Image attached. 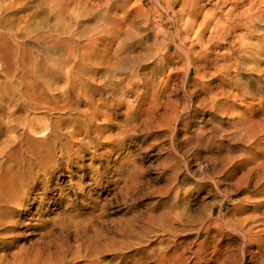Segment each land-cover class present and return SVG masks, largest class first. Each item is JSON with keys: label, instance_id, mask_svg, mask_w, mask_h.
<instances>
[{"label": "rangeland", "instance_id": "374dc122", "mask_svg": "<svg viewBox=\"0 0 264 264\" xmlns=\"http://www.w3.org/2000/svg\"><path fill=\"white\" fill-rule=\"evenodd\" d=\"M56 1L0 0L19 74L83 69L47 92L62 111H33L0 56V264H264V24L237 31L251 28L246 51L205 52L185 41L182 0Z\"/></svg>", "mask_w": 264, "mask_h": 264}, {"label": "bare ground", "instance_id": "6f19581e", "mask_svg": "<svg viewBox=\"0 0 264 264\" xmlns=\"http://www.w3.org/2000/svg\"><path fill=\"white\" fill-rule=\"evenodd\" d=\"M63 0H61L60 1V4H62L63 2H62ZM65 1V0H64ZM88 1V0H87ZM94 1H96V0H94ZM99 0H97V2H98ZM101 1V0H100ZM174 1V2H173ZM178 1L179 0H172V2L173 3H178ZM207 1H214V5H213V7L214 8H212L211 7V9H206V5L205 4H203V2H204V0H182V10H181V14H180V18L181 19H186V29H187V31H186V38H185V41L187 40H189L188 38H189V34H188V32H193L194 33V38L195 39H193V40H195L196 41V45L197 46H199V47H201L202 49H203V51H205L206 52V50L207 49H209L210 47L208 46V45H212V43H214L215 41H218V42H223L225 39H227V38H233V42H232V49L234 48L235 49V47H236V50L238 51V52H243V50L244 51H246L247 50V47H248V45L249 44H252V41H250V39H248V35H247V33L248 32H250L249 31V29H251V28H247V29H245V30H248V32L246 33V32H243L242 31V33L241 34H237V31H239V30H242V29H244V28H246L247 27V25H254V24H256V23H258V24H264V0H207ZM56 2H59V1H56L55 0V2H53L54 3V7L55 6H57L58 4L56 3ZM69 2H70V0H68V3L67 4H69ZM73 2H75L74 0H73ZM78 2V1H77ZM57 5H56V4ZM84 3V2H83ZM90 3H92V2H90ZM208 3V2H207ZM67 4H65V5H67ZM72 4V3H71ZM75 4V3H74ZM80 4V3H79ZM85 4V3H84ZM210 4H211V2H210ZM62 5H64V4H62ZM230 6V7H228V9H227V7L226 6ZM61 6V5H60ZM72 6V5H71ZM75 7V6H74ZM77 7V6H76ZM225 7V8H224ZM57 8H60V7H57ZM56 9V8H55ZM69 9V8H68ZM68 9H66L67 11H68ZM225 9H227L226 10V15L223 13L224 12V10ZM72 10V9H71ZM70 10V11H71ZM90 10V9H89ZM220 10H223V14H224V16H225V20H223V19H220V17L218 18V11H220ZM55 11V10H54ZM59 11H61L60 9L59 10H56V12H58V14L60 13ZM73 11V10H72ZM71 11V12H72ZM74 11H75V9H74ZM87 11V10H86ZM92 11V10H91ZM91 11H89L91 14H92V12L94 13V10L91 12ZM65 12V11H64ZM53 13V12H52ZM55 13V12H54ZM68 13V12H67ZM76 13V12H75ZM84 13V12H83ZM82 13V14H83ZM86 13V12H85ZM71 14V13H70ZM69 13H68V15H70ZM60 16H62V13H60L59 14ZM58 15V16H59ZM64 15V14H63ZM86 14H84V16H85ZM89 15V14H88ZM57 16V15H56ZM55 16V17H56ZM65 16V15H64ZM67 16V15H66ZM66 16L64 17V18H66ZM73 16V15H72ZM97 16V15H96ZM203 16V19H202V21H201V24L200 25H198V23H197V20L200 18V17H202ZM220 16V15H219ZM71 17V16H70ZM98 18V17H97ZM56 19V18H55ZM59 19H61V18H59ZM62 20V19H61ZM61 20H59V21H61ZM68 20V19H67ZM70 20V19H69ZM74 20V19H73ZM223 20V21H222ZM59 21H57L58 22V25H59ZM55 22H56V20H55ZM66 22V21H65ZM68 23H69V21H68ZM62 24H65V23H62ZM70 24H72V22L70 23ZM56 25H57V23H56ZM57 25V26H58ZM67 25H69V24H67ZM64 25H61V27H63ZM71 26V25H70ZM60 27V28H61ZM73 27V26H72ZM196 28H198V30H196ZM61 29H64V28H61ZM70 29V28H69ZM264 29H262V31H263ZM58 31V30H57ZM59 32V31H58ZM252 32V31H251ZM250 32V33H251ZM58 34V33H57ZM60 34V33H59ZM131 35V34H130ZM251 35V34H250ZM249 35V36H250ZM52 36V35H51ZM254 36V35H253ZM43 37V36H42ZM50 37V36H49ZM132 37V36H131ZM185 37V36H184ZM50 38H53V37H50ZM128 38H130V37H128V34H127V39ZM133 38V37H132ZM262 39L264 38V37H261ZM134 39V38H133ZM252 39H254V38H252ZM259 39V38H258ZM257 39V40H258ZM52 40V39H51ZM53 40H54V42H53V44L55 43V44H58V46H59V48L60 49H63V48H61V46L62 45H59V44H63V43H65L66 41H63L62 40V42H59V37H57V39L56 38H53ZM132 40V39H131ZM130 40V41H131ZM190 40H191V38H190ZM191 41L192 43H194L195 41ZM256 40V39H255ZM256 40V41H257ZM61 41V40H60ZM68 41V40H67ZM228 41V40H227ZM255 41V42H256ZM59 42V43H58ZM69 43H71L70 41H68ZM127 42H129V41H127ZM260 42V41H259ZM263 42V41H262ZM52 43V42H51ZM68 43V44H69ZM217 42H215V44H216ZM258 43V42H257ZM195 44V43H194ZM217 44H220V43H217ZM254 44V43H253ZM64 45V44H63ZM67 45V44H66ZM188 45V44H187ZM57 48H58V46L57 45H55ZM181 46H183V45H181ZM180 46V47H181ZM219 46V45H218ZM13 47H14V44L12 43V41L10 40V42L9 41H7L6 40V38H2V39H0V56L2 57V58H4V60L6 61V64L9 66L7 69H6V72H5V77H9V78H16V83H17V87L15 86L14 87V89H15V91H11L10 93L8 92L7 94L8 95H13V96H17L18 98H19V100H22L23 101V104H24V107H27V109H29V110H33V111H37V110H41V109H47L48 111H55V112H58V111H62L63 109H64V105H59V107H52V105L49 103V101L47 100V92L48 91H53V86H54V84H56L57 82V80L59 79V76H61V75H63V74H67L65 77H67V80L69 81V79H70V77L72 76L74 79H77L78 77H80V76H82L83 75V69L82 68H77L76 70H75V68L74 69H71V70H67V71H65V68H62V67H58V68H52V69H40L39 71H36V70H33L30 66L28 67V66H26V64H24L25 62H24V60H23V62H22V64H23V68H22V71L20 72V74H19V72H17V70L15 69V66H16V64H15V62H16V58L15 57H13V52H14V49H13ZM51 47V46H50ZM53 47V46H52ZM69 47V46H68ZM220 47V46H219ZM53 48H55V47H53ZM56 48V49H57ZM67 48V47H66ZM72 48V47H71ZM179 48V47H178ZM228 48V47H227ZM24 49V48H23ZM65 49V48H64ZM181 49H182V47H181ZM186 49V48H185ZM184 49V50H185ZM218 49V48H217ZM233 49V50H234ZM11 50H13V51H11ZM219 50V49H218ZM255 50V49H254ZM74 51V50H73ZM217 51V50H216ZM236 51V52H237ZM61 52V51H60ZM65 52V51H64ZM183 52V51H182ZM200 52V51H199ZM207 52H209V51H207ZM212 52V51H211ZM218 52V51H217ZM231 52V51H230ZM229 52V54L228 55H232V53L234 54V52H231L230 53ZM55 53V52H54ZM58 53V52H57ZM201 53V52H200ZM56 54V53H55ZM60 54H62V53H60ZM186 54V53H185ZM208 54V53H207ZM219 54V53H218ZM225 54V53H224ZM236 54V53H235ZM253 54V53H252ZM182 55V54H181ZM227 55V54H226ZM251 55V54H250ZM199 57H200V55H198ZM203 57H204V55H202ZM213 56V55H212ZM183 57V56H182ZM232 57H233V55H232ZM262 58H263V56H261ZM184 58V57H183ZM201 58V57H200ZM216 58H217V56H216ZM250 58H252V57H250ZM254 58V57H253ZM24 59V58H23ZM236 59H238V58H236ZM259 59H260V57H259ZM203 60H208L206 57L203 59ZM214 60V59H213ZM219 60H221V58L219 59ZM258 60V59H257ZM66 61V60H65ZM238 61V60H237ZM237 61H236V63H237ZM264 61V60H263ZM262 61V62H263ZM208 62V61H207ZM211 62V61H210ZM219 62V61H218ZM222 62V61H221ZM226 62V61H225ZM234 62V61H233ZM212 63V62H211ZM210 63V64H211ZM216 63V62H215ZM224 63V62H223ZM219 64H220V62H219ZM225 64V63H224ZM228 64V63H227ZM253 64V63H252ZM257 63H255V65H256ZM237 65V64H236ZM225 66V65H224ZM223 66V67H224ZM228 66H229V64H228ZM231 66V65H230ZM260 66V65H259ZM52 67V66H51ZM210 67V66H209ZM236 67V66H235ZM227 68V67H226ZM257 68V67H256ZM261 68V67H260ZM263 68V67H262ZM225 69V68H224ZM228 69H230V68H227V70ZM233 69H235V68H233ZM226 70V71H227ZM232 70V69H231ZM230 70V71H231ZM245 70V69H244ZM255 70V69H254ZM221 71V70H220ZM224 71V70H223ZM233 71V70H232ZM218 72V71H217ZM237 72V71H236ZM259 72H260V70H259ZM220 72H218V74H219ZM225 73V72H224ZM232 73V72H231ZM261 73V72H260ZM189 74V73H188ZM255 74H258L257 73V71H256V73ZM215 75H216V73H215ZM224 75V74H223ZM40 76H42V77H47V78H49L50 79V81H47L46 80V78H45V80L44 81H38V78L40 77ZM231 77L232 76H234V75H230ZM236 76V75H235ZM220 77V76H219ZM236 77H238V76H236ZM233 78V77H232ZM81 79V78H80ZM40 80V79H39ZM219 80H220V78H219ZM223 80H225L224 78H223ZM227 80V79H226ZM229 80V79H228ZM234 80V79H233ZM243 80V79H242ZM235 81V80H234ZM228 82V81H227ZM232 82V81H231ZM233 83V82H232ZM231 83V84H232ZM235 83V82H234ZM71 84H73V83H71ZM219 84V83H218ZM222 84V83H221ZM223 85H226V84H223ZM230 86V85H229ZM233 86H234V84H233ZM236 86V85H235ZM221 87V86H220ZM220 87H219V89H220ZM226 87H228V86H226ZM7 88H12V86H8ZM222 88V87H221ZM225 88V87H224ZM228 88H230V87H228ZM233 88V87H232ZM214 89V88H213ZM217 89V88H216ZM219 89H217V90H219ZM227 89V88H226ZM9 90V89H8ZM7 90V91H8ZM229 90V89H228ZM56 91V90H55ZM57 91H58V89H57ZM214 91V90H213ZM221 91V90H220ZM240 91V90H239ZM245 92V91H244ZM216 93V92H215ZM219 93H222V91L221 92H219ZM237 93V92H236ZM210 94H211V90H210ZM214 94V93H213ZM216 94H218V93H216ZM225 94H227V92L225 93ZM235 94V93H234ZM62 96H63V94H61ZM212 95V94H211ZM224 95V94H223ZM222 95V96H223ZM240 95H242V94H240ZM226 96V95H225ZM234 96V95H233ZM239 96V95H238ZM249 96V95H248ZM214 97H215V95H214ZM213 97V98H214ZM231 97V96H230ZM264 97V96H263ZM262 97V98H263ZM218 98H219V96H218ZM221 98V97H220ZM219 98V99H220ZM224 98V97H223ZM227 97H225V99H226ZM234 98V97H233ZM239 98V97H238ZM247 98V97H246ZM245 98V99H246ZM252 98V97H251ZM258 98V97H257ZM224 99V100H225ZM210 100V99H209ZM216 100V99H215ZM222 101H223V99H222ZM232 101V100H231ZM230 101V102H231ZM234 101V100H233ZM236 101V100H235ZM238 101V100H237ZM236 101V102H237ZM240 101V100H239ZM247 101V100H246ZM254 101H255V99H254ZM259 101V100H258ZM261 101H262V99H261ZM216 102V101H215ZM235 102V103H236ZM243 102V101H242ZM222 103V102H221ZM220 103V104H221ZM241 103V101L239 102V104ZM250 103H253V102H250ZM261 103V102H260ZM228 104V103H227ZM238 104V103H237ZM247 104V103H246ZM211 105V104H210ZM224 105V104H223ZM233 105L234 104H232V107H233ZM242 105V104H241ZM241 105H238V106H241ZM225 106V105H224ZM255 106V105H254ZM253 106V107H254ZM216 107H218V106H216ZM242 107H243V105H242ZM249 107H250V105H249ZM262 106L260 105V108H261ZM224 108V107H223ZM258 108V107H257ZM217 109V108H216ZM222 110V109H221ZM220 110V111H221ZM219 111V110H218ZM252 111H254V109L252 110ZM256 111V110H255ZM254 111V112H255ZM212 112V111H211ZM75 114V113H74ZM240 116H242V114L240 115ZM251 118H253V117H250V119ZM242 119H243V117H242ZM249 119V118H248ZM244 120V119H243ZM247 120V119H246ZM253 120V119H252ZM237 122V121H236ZM259 122V121H258ZM1 123H3V125H0L1 127H3L4 126V122H3V120L1 119ZM246 123V122H245ZM260 124L259 125H261V122H259ZM240 124V123H239ZM254 124V123H253ZM252 124V125H253ZM11 126H10V128L11 129H13V131L14 130H16L18 127H19V124H10ZM234 125V124H233ZM255 125H257V127L259 126L257 123L256 124H254V126ZM235 126V125H234ZM251 126V125H250ZM0 127V130H2L3 128H1ZM8 127V126H7ZM252 127V126H251ZM50 128V126L48 125V124H46V123H44L43 125H41V127H39V128H32V127H30L29 128V133H36V131L39 129L40 130V132H46L48 129ZM138 128V127H137ZM235 128V127H234ZM60 129V128H59ZM59 129H55L56 131H58ZM230 129V128H229ZM228 129V130H229ZM231 129H232V126H231ZM245 129H247V128H245ZM249 129V128H248ZM254 129V128H253ZM257 129V128H256ZM239 131H241V129H238ZM255 130V129H254ZM55 131V132H56ZM230 131V130H229ZM235 131V130H234ZM255 131H257V130H255ZM233 132V131H232ZM242 132V131H241ZM237 133V132H236ZM240 132H238V134H239ZM252 133V132H251ZM255 133V132H254ZM244 134V133H243ZM250 133H248V135H249ZM232 136H233V133H232ZM231 136V137H232ZM246 132H245V138H246ZM249 136H251V135H249ZM56 137V136H55ZM230 137V138H231ZM248 137V136H247ZM251 138V137H250ZM248 139V138H247ZM247 141V140H246ZM250 141V140H249ZM248 144V143H247ZM250 146H252V145H250ZM254 146V145H253ZM250 148V147H249ZM248 148V149H249ZM248 151V150H247ZM249 152H252V151H250L249 150ZM257 152V151H256ZM260 152V151H259ZM262 152V151H261ZM255 153V152H254ZM245 154H247V153H245ZM253 154V153H252ZM256 154V153H255ZM258 154H260V153H258ZM248 155V154H247ZM250 155V154H249ZM257 156V155H256ZM247 157H249V156H247ZM246 157V158H247ZM250 157H252V156H250ZM255 157V156H254ZM242 158H244V156L242 157ZM245 158V159H246ZM253 158V157H252ZM247 159H249V158H247ZM240 161V160H239ZM242 161V160H241ZM246 161V160H245ZM245 161L243 162L244 163V165H245ZM249 162V161H248ZM247 162V163H248ZM251 162V161H250ZM242 164V163H241ZM249 164V163H248ZM253 164L256 166V167H258V169H260V170H262V172L264 173V156H262V153H261V156H258V157H255L254 158V162H253ZM239 165V164H238ZM243 165V166H244ZM247 165V164H246ZM250 165V164H249ZM253 165V166H254ZM252 166V167H253ZM242 167V166H241ZM249 167V166H248ZM248 167H246V169L248 168ZM251 167V166H250ZM251 167V168H252ZM255 167V168H256ZM249 169V168H248ZM235 170V169H234ZM256 170V169H255ZM254 171V170H253ZM259 171V170H258ZM257 172V171H256ZM254 173H255V171H254ZM260 173V172H259ZM215 185V184H214ZM260 185H262V184H260ZM259 188V187H258ZM257 191V190H256ZM263 193V192H262ZM257 194H259V193H257ZM264 194V193H263ZM262 195V194H261ZM252 199V198H251ZM251 199L249 200L250 202H251ZM261 199V198H260ZM263 199H264V197H263ZM258 200V199H257ZM245 202V201H244ZM254 202H256V205L255 206H257V208L258 207H260V205H263L264 204V201H254ZM232 203H234V202H232ZM236 207V208H235ZM234 208L235 209H239L240 211L242 210V209H244L245 208V206L243 205V203L242 202H238L237 204H234ZM256 208V209H257ZM264 208V207H263ZM246 209V208H245ZM244 211V210H243ZM243 211H242V213H243ZM257 211V210H256ZM221 214H225L224 212H223V209H222V211H221ZM248 214V213H247ZM246 214V215H247ZM249 215V214H248ZM242 216H243V214H242ZM249 218V217H248ZM255 218L257 219V220H259V221H263L264 220V215L262 216V215H257V216H255ZM244 221H246V220H244ZM223 222H224V220H223ZM227 222V221H226ZM239 222V221H238ZM250 222H251V220H250ZM240 223V222H239ZM245 223V222H244ZM223 224V223H222ZM164 225L166 226L167 224H165L164 223ZM224 225H226V223L224 224ZM223 225V226H224ZM263 227V226H262ZM229 228V227H228ZM204 229V228H203ZM202 229V231H205V229L203 230ZM262 229V228H261ZM264 229V228H263ZM200 230V229H199ZM208 229H206V231H207ZM225 230V229H224ZM202 231H199V233H198V235H197V238H200V236H201V234H202ZM262 231H264V230H261V232ZM235 233V232H234ZM240 233V232H239ZM238 234V233H237ZM261 234V233H260ZM240 235V234H239ZM238 235V236H239ZM259 235V234H258ZM245 237V236H244ZM258 238H260V237H258ZM245 239V238H244ZM204 243H206V242H204ZM203 245V244H202ZM205 245V244H204ZM205 247V246H204ZM202 248V247H201ZM201 248H200V250H201ZM202 251H203V249H202ZM205 251V250H204ZM199 250L197 251V252H194V257H198V254H199ZM214 253H215V251H214ZM201 254V253H200ZM198 259H200V258H198ZM220 260V259H219ZM221 261V260H220ZM197 263V262H196ZM223 264V263H222ZM224 264H225V262H224Z\"/></svg>", "mask_w": 264, "mask_h": 264}]
</instances>
